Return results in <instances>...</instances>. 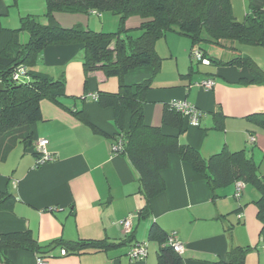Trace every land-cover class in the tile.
Returning <instances> with one entry per match:
<instances>
[{
    "label": "crops",
    "instance_id": "1",
    "mask_svg": "<svg viewBox=\"0 0 264 264\" xmlns=\"http://www.w3.org/2000/svg\"><path fill=\"white\" fill-rule=\"evenodd\" d=\"M230 1L234 18L243 21L248 0ZM12 6L18 8L19 22L28 15L46 19L45 0H12ZM8 15V1L0 0V17ZM101 18L96 13L54 14V19L64 28L81 25L93 31ZM127 23L128 28L136 29L141 20L131 17ZM155 49L163 60L174 62L175 67H162L155 75L149 68H137L124 76L127 85L151 79L143 109L146 124L161 127L170 135L177 134L176 130L162 126V112L172 101H186L202 115L198 126L189 124L184 128L179 141L198 150L203 158L219 153L224 147L230 152H247L249 141L264 151V132L246 121L247 116L264 111V87L239 84V79H249L246 69L210 63L205 67L211 71L199 78L189 74L193 70L185 73L186 66L181 67L180 63L185 64L187 56L190 58L191 42L175 33H167ZM82 53L80 45L49 46L42 51L35 69L53 79L63 76L67 97L61 102L73 109L84 108L87 119L101 132L93 131L46 100L40 103L43 120L31 126L32 145H17L4 166H0V190H8L16 200L11 211H0V234L29 230L41 245L55 239L119 242L126 235L120 222L132 216L134 241L130 245L84 255L63 256L54 252L44 264H157V245L148 241L153 222L174 235L182 247L180 255L184 264L225 260L228 250L235 246L251 248L245 264H264L256 208L244 209L240 203L237 207L235 203L232 208L225 206L222 201L234 197V186L218 190L219 197L212 200L206 181L178 156H169L168 167L161 172L165 191L150 201L149 216L137 218L144 205L138 193L137 172L124 156L111 153L112 136L118 133L112 110L99 108L90 99L99 91L116 92L118 80L106 78L101 71L90 73L85 80ZM207 79L215 82L211 90L196 86ZM82 96L88 100L81 99ZM71 98L77 99L72 102ZM216 111L224 116L222 130L213 129ZM124 127H128L127 115ZM40 139L48 141L46 150L54 160L36 168L34 153ZM251 157H255V151ZM244 189L245 186L242 193ZM233 212L239 226H230L226 221ZM135 242L147 245V255L142 260H132L127 255ZM7 256L10 264H36V256L31 252L12 250ZM0 264L6 263L0 259Z\"/></svg>",
    "mask_w": 264,
    "mask_h": 264
},
{
    "label": "trees",
    "instance_id": "2",
    "mask_svg": "<svg viewBox=\"0 0 264 264\" xmlns=\"http://www.w3.org/2000/svg\"><path fill=\"white\" fill-rule=\"evenodd\" d=\"M45 2V25L29 15L20 19L17 29L0 25V163L6 161L17 145H32L31 126L43 120L40 103L44 100L69 112L93 131L101 132L87 119L84 108L73 109L61 102L65 97L63 76L53 79L35 69L45 48L80 45L85 80L95 71H101L106 78L118 80L117 91L97 92L95 103L99 108L112 110L118 133L112 136L111 146L120 141L121 150L115 155L124 156L137 172L138 193L144 200L143 207L137 212V218L141 220L148 217L151 211L150 201L165 191L161 172L168 167L169 156L175 155L206 181L212 200L219 197L218 190L238 182L244 186L249 185L258 192L259 197L254 204L256 219L260 223V242L263 246L264 177L260 175L259 167L253 159L245 150L230 152L225 147L219 153L207 159L203 158L198 150L179 141L180 134L189 123L181 113L169 108V105H165L163 109L162 126L176 130L177 134L170 135L161 127L146 124L143 109L151 88V79L127 85L124 83V76L137 68H149L154 75L159 73L162 58L156 52V43L167 33H175L187 37L191 42V51L198 50L209 64L246 69L249 79L241 78L239 84L264 87V69L259 68L251 57L236 53L229 59L215 58L201 46L208 43L233 53L237 51V44L264 47V0H248V11L241 22L234 18L230 0ZM105 12L118 16L117 32H98L81 25L64 28L54 19L55 13L100 15ZM131 17H139L141 20L136 28L140 35L123 39L122 34L128 30L125 24ZM21 32H26L29 36L24 44L20 43ZM20 66L26 68V74L21 79L14 80L13 74ZM86 96L81 99L88 100ZM126 115L127 128L124 127ZM213 119V129L222 130V113L216 111L213 113ZM246 121L264 132V111L247 116ZM34 155L37 159L38 153ZM15 202L11 192L0 190V211H11ZM170 235L157 222L151 223L148 241L157 245V264H184L180 253L175 252L168 243ZM133 241V231L119 242L108 239H55L45 245L39 244L29 230L4 233L0 234V259L10 264L8 253L12 250H22L31 252L36 259L40 258L45 263L54 256V252L62 255L63 251V256L107 252L130 245ZM137 244L141 243L135 242L131 247ZM250 250L249 246L231 247L225 260L211 264H245Z\"/></svg>",
    "mask_w": 264,
    "mask_h": 264
},
{
    "label": "rangeland",
    "instance_id": "3",
    "mask_svg": "<svg viewBox=\"0 0 264 264\" xmlns=\"http://www.w3.org/2000/svg\"><path fill=\"white\" fill-rule=\"evenodd\" d=\"M8 1L9 3V15L8 16H2L0 17V25L2 27L5 28H10V29H17L20 26V22L18 21L19 18L17 16L18 13V8H16L15 6H12V0H5ZM100 15H102L101 19L97 20V28L96 31L98 32H104V33H115L118 30V26H119V18L116 15H112L109 12H105V13H101ZM134 18H139V17H134ZM39 23L41 24H46V19L45 18H36ZM242 21V20H241ZM132 24V23H130ZM128 23L125 24V28L128 29L126 31V33L122 34V38L126 39V37H132V38H136L140 35V31H138L137 29L134 28H128ZM28 34L26 32H21L20 33V43L24 44L28 41ZM186 38V37H185ZM189 40V39H188ZM190 41V40H189ZM209 55H211L212 57L215 58H220V59H229L230 57H232L234 54L238 53V54H243V55H248L251 58H254L255 62L259 63L258 65L261 67V69H264V47H259V46H252V45H240L237 44L236 48L237 51L236 52H230L224 49H221L215 45L212 44H208V43H203L201 45ZM180 56V55H179ZM180 60V58H179ZM164 64V66H161V68H170L173 69L175 67V63L172 61H168V60H163L162 58V63ZM181 67L186 66L185 70L187 73L188 70H193V73L189 74H193V76L195 77H200V75L202 73L205 72H209L211 71L210 67H205L208 65H204L201 63H196V61H191L190 58L187 56V63L182 64L180 63ZM22 77V76H20ZM167 75L163 74V78L168 79ZM21 79V78H20ZM67 97L66 92H65V97H63L62 99H65ZM70 98V97H69ZM71 100H73L72 102L75 101V98H71ZM71 102V105H72ZM77 105L79 104V102H76ZM247 155L251 157V153L252 151H255V157H251L254 161V163L259 167V173L260 175H262L264 177V151L262 149H260L257 145L252 146V144L250 143V141L247 143ZM8 163L5 165L6 168H8ZM0 166H4L3 163H0ZM234 186V185H232ZM231 187V186H229ZM224 188L220 189L223 190ZM234 192H235V187H234ZM259 194L258 192L251 186H245V189L242 193V197L239 198L238 200H236L233 196H230L226 201H222L223 204H225V206L227 207H237L240 203L242 205V207L244 209L246 208H251L252 211L255 210V204L254 202L258 199ZM224 200V199H223ZM233 211V209H232ZM236 213L233 212L231 213L228 218L226 219V221L228 222V224L231 225H238L236 223ZM239 226V225H238ZM149 244V247L154 246V243H147Z\"/></svg>",
    "mask_w": 264,
    "mask_h": 264
},
{
    "label": "built area",
    "instance_id": "4",
    "mask_svg": "<svg viewBox=\"0 0 264 264\" xmlns=\"http://www.w3.org/2000/svg\"><path fill=\"white\" fill-rule=\"evenodd\" d=\"M190 60L191 61H196V63H201L204 65H209V62L205 60L202 56V54L198 50H192L190 52ZM26 74V68L24 66L18 67L14 74H13V79L14 80H19L20 78L24 77ZM22 76V77H20ZM215 85V82L213 79H207L204 80L200 83H197L196 86L199 88H202L205 91L211 90ZM90 99L95 101L96 100V95H91ZM169 108L181 113L187 120L188 123L192 126H198L200 117L202 113L195 109L192 105L187 103L186 101H172L169 104ZM48 144V141L45 139H40L37 141L36 148H37V153H38V158L35 161V166H41L47 162H50L54 160V157L47 152L46 146ZM111 153L112 154H117L118 151L121 150V142H117L116 144L111 146ZM235 187V192H234V198L239 199L242 193V190L244 188V184L241 182H238L234 185ZM131 218L132 216H128L126 219L120 222V225L123 227L124 232L126 234H129L132 229V224H131ZM168 243L172 246L173 250L177 253L182 252V247L180 244L176 241L174 238V235H170L168 238ZM264 249V245H263ZM62 255H64V252H61ZM147 255V245L146 243H141L134 245L130 248L128 252V256L132 260H142L146 257ZM36 264H44L42 259L37 258L36 259Z\"/></svg>",
    "mask_w": 264,
    "mask_h": 264
}]
</instances>
